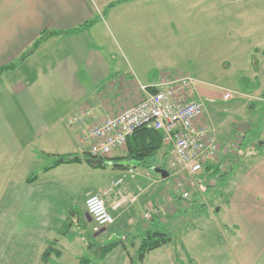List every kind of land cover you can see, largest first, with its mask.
<instances>
[{
	"label": "crops",
	"instance_id": "obj_1",
	"mask_svg": "<svg viewBox=\"0 0 264 264\" xmlns=\"http://www.w3.org/2000/svg\"><path fill=\"white\" fill-rule=\"evenodd\" d=\"M200 5L198 0H0V69L19 62L43 33L61 32L0 79V264H44L47 251L48 264H79L84 243L63 234L69 216L74 229L76 214L58 209L56 201L73 193L76 173L108 171L85 161L45 171L53 162L47 155L83 160L89 146L81 138L93 125L141 102L162 81L176 79L164 62L155 64V56L168 52L170 37L189 19L176 10ZM262 50L254 45L250 51L257 65L236 91L242 101L226 115L218 108L205 113L221 150L195 175L189 201L178 199L171 211L163 189L156 196L151 191L134 196L126 185L114 187L132 174L142 186L152 183L154 173L161 176L156 170L172 154L165 144L153 169L111 167L110 185L88 194L103 196L114 232L123 227L134 239L138 232L178 235L143 262L119 255L121 245L126 248L121 242L98 264H264V63L257 59L264 60ZM240 133L245 142L235 155L229 144ZM127 155L126 146L111 158L124 166ZM161 178L165 183L169 177ZM148 210L155 211L150 220ZM192 213L204 218L200 228L186 224Z\"/></svg>",
	"mask_w": 264,
	"mask_h": 264
},
{
	"label": "rangeland",
	"instance_id": "obj_2",
	"mask_svg": "<svg viewBox=\"0 0 264 264\" xmlns=\"http://www.w3.org/2000/svg\"><path fill=\"white\" fill-rule=\"evenodd\" d=\"M198 1H201V5L195 7V11L192 7H179L176 10L179 18L183 19L189 16V19L184 21L187 23L179 24L178 34H174L177 37L173 35L170 37L168 52L155 56V64L160 65L159 60L164 62V67L168 68L169 73L175 78L192 77L195 80V95L205 102L206 112L211 113L218 108L224 113L225 110L231 109L242 101L236 91H239L238 88L243 89L247 80L252 77L250 70H254L257 65L254 59H251L250 51L254 45H258L264 51V0ZM257 59L262 66L264 60L259 56ZM228 92L232 93L233 100L224 101V96ZM224 114L226 115V113ZM244 142L242 133L235 137L229 144L232 154H235ZM86 149L89 151V147ZM170 153H172L170 159L167 157L169 162L164 166L169 173V178L165 180V183L161 182L162 178L159 174L154 173L152 183H145L142 186L141 183L134 181L135 177L132 174L129 178L124 177L122 186L126 185L129 190L135 191L134 196L150 191L156 196V192L163 189L168 194V206L171 211L177 209L176 201L183 199V196L187 195L189 197L187 201H189L196 187L195 175L182 172V167L177 162L172 149ZM121 163L124 166L133 167L140 165L133 159H124ZM172 163H176L175 167L172 166ZM83 170L74 175L73 193L56 201L58 209H72L76 214L73 230L71 229L73 223L69 221L71 220L70 216L67 223L65 222L64 236L73 234L77 244L82 246L84 243L83 253L80 254L92 261L98 262L102 247L122 242L126 248L121 245L116 252L121 256H127V258L135 257L137 262L143 241L148 238V235L138 232L140 236L134 239L133 234L123 230V227L115 232L112 231L111 227L114 225L108 227L107 231L102 234L101 230L95 231V223L90 224L86 216L88 194L94 192V189L110 185L111 178L108 175L113 172L111 166L104 169L108 171L107 173H103V171L95 173L92 169ZM219 187L220 185L215 183L213 188H216L217 191ZM210 195L211 193L207 192V197ZM2 204L4 205L5 201ZM203 219L201 215L192 213L188 216L186 224L200 228L203 225ZM205 223L208 222L205 221ZM172 235L177 239V231ZM81 236L85 240L79 241ZM124 237H127L128 240L125 241ZM86 246L89 247V251ZM176 249L184 253L179 246H176Z\"/></svg>",
	"mask_w": 264,
	"mask_h": 264
},
{
	"label": "built area",
	"instance_id": "obj_3",
	"mask_svg": "<svg viewBox=\"0 0 264 264\" xmlns=\"http://www.w3.org/2000/svg\"><path fill=\"white\" fill-rule=\"evenodd\" d=\"M194 83L189 76L162 81L141 102L93 125L82 136V143L89 146L93 158L105 159L125 148L129 138L138 129L146 127L162 132L164 144L172 149L182 172L190 175L202 173L216 161L221 148L206 120L205 102L195 95ZM232 99L230 92L224 96V101ZM122 184L124 178L119 179L114 187ZM183 197L189 199L187 195ZM86 211L95 223V231L108 228L115 222L101 195L88 196ZM154 212L148 210L145 219L150 220Z\"/></svg>",
	"mask_w": 264,
	"mask_h": 264
},
{
	"label": "trees",
	"instance_id": "obj_4",
	"mask_svg": "<svg viewBox=\"0 0 264 264\" xmlns=\"http://www.w3.org/2000/svg\"><path fill=\"white\" fill-rule=\"evenodd\" d=\"M115 4L112 3L109 5L108 8L113 7ZM79 30H71L68 32H64L65 34H72L77 33ZM61 32H53V33H43L42 36L34 43L32 48L26 52L17 63L10 64L8 66H4L0 69V79L4 72L15 69L21 62H23L27 57L32 55L39 46L51 35H58ZM154 91V90H153ZM164 145V135L162 132L155 131L153 129H149L146 127L138 129L128 140L127 148H128V155L127 159H133L138 161L142 167L147 169H153L155 166V158L157 157L159 151L163 148ZM48 158H52L53 162L51 165L45 168V171H49L61 165L67 164H80L82 162H86L89 166L96 168V169H106L107 166L111 163L113 168H126V166H119L117 164V160L107 157L104 160L106 161L105 165L101 166H92L90 163L87 162V159L93 158L89 153L84 156V159L74 157L72 155L67 156H57V155H47ZM97 159V158H95ZM162 169H165L164 166ZM37 178V175L34 176V179ZM148 235V238H145L141 249L139 251V262H143L147 253L151 251H155L165 245H168L173 241L171 235L162 233V232H152ZM120 246V242H115L113 244L107 245L102 247L99 252L98 262L102 261L106 256L111 254L117 247ZM50 253L47 251L43 257L44 264H48L47 257ZM96 261H92L88 257H83L79 264H98Z\"/></svg>",
	"mask_w": 264,
	"mask_h": 264
},
{
	"label": "water",
	"instance_id": "obj_5",
	"mask_svg": "<svg viewBox=\"0 0 264 264\" xmlns=\"http://www.w3.org/2000/svg\"><path fill=\"white\" fill-rule=\"evenodd\" d=\"M87 162L90 163L92 166H98V165H105L106 161L104 159H95V158H89L87 159ZM111 165V163L109 164ZM156 172L160 173L163 178L169 177V173L164 169H157ZM87 217L90 222H93L92 218L87 214ZM107 230L103 229L100 233H105Z\"/></svg>",
	"mask_w": 264,
	"mask_h": 264
}]
</instances>
